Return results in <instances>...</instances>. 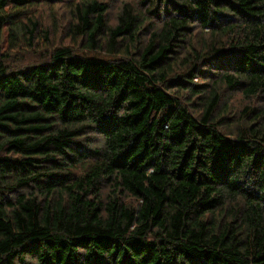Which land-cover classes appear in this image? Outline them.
I'll return each instance as SVG.
<instances>
[{"label": "trees", "instance_id": "16d2710c", "mask_svg": "<svg viewBox=\"0 0 264 264\" xmlns=\"http://www.w3.org/2000/svg\"><path fill=\"white\" fill-rule=\"evenodd\" d=\"M112 7L0 0V264H264V0Z\"/></svg>", "mask_w": 264, "mask_h": 264}, {"label": "rangeland", "instance_id": "374dc122", "mask_svg": "<svg viewBox=\"0 0 264 264\" xmlns=\"http://www.w3.org/2000/svg\"><path fill=\"white\" fill-rule=\"evenodd\" d=\"M104 1V0H103ZM106 2L110 3L113 7L112 10H114V12H117V5H119L122 0H105ZM41 20L43 22V25L46 29L51 28V23L54 22L56 24V26L58 27H64L67 25L66 19L63 15H61L60 13H57V10H49L47 8H44L42 13H41ZM61 38H63V34L59 35L58 39L60 40ZM89 57H100L98 54L96 53H89L88 54Z\"/></svg>", "mask_w": 264, "mask_h": 264}]
</instances>
